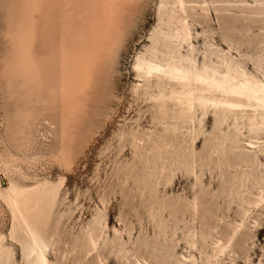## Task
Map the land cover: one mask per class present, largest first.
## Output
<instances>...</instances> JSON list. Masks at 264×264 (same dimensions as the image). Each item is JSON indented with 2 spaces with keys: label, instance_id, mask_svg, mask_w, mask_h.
<instances>
[{
  "label": "rangeland",
  "instance_id": "rangeland-1",
  "mask_svg": "<svg viewBox=\"0 0 264 264\" xmlns=\"http://www.w3.org/2000/svg\"><path fill=\"white\" fill-rule=\"evenodd\" d=\"M92 1L0 0V264H37L31 240L11 237L9 183L61 179L30 213L50 261L264 264V156L246 145L263 148L264 133L239 135L211 110L200 122V109L192 119L170 99L161 110L171 84L137 67L173 14L193 23L198 57L232 47L244 66H264V0H185V14L176 0H111L97 16ZM195 3L207 9L193 16ZM63 45L103 50L81 74ZM80 74L90 83L76 91Z\"/></svg>",
  "mask_w": 264,
  "mask_h": 264
},
{
  "label": "bare ground",
  "instance_id": "bare-ground-1",
  "mask_svg": "<svg viewBox=\"0 0 264 264\" xmlns=\"http://www.w3.org/2000/svg\"><path fill=\"white\" fill-rule=\"evenodd\" d=\"M109 2L111 3V0L92 1L93 11H96V16L98 12L103 11ZM175 3L179 4L181 11L185 14L187 11L185 0H176ZM198 7L202 11L207 9L206 3L201 6L195 3V5L190 7L193 11V16H195ZM221 7H223L221 4H217L215 9ZM224 8L231 12L245 9L235 6ZM231 15L233 14L225 15V17L230 18L229 16ZM99 18L96 17L97 20ZM192 21H195V19ZM165 25L168 30L160 29L158 35L153 38L149 57L140 56L137 63L138 70L145 75L156 74L158 78L164 79L171 84V91L167 98L164 93L159 96L161 110L165 108L166 101L170 99L175 105H179L182 108V114L188 112L192 119H194L193 116L200 109L202 111L201 122L207 117L208 111L211 110L214 114V121L219 126L231 120L236 125L237 134L239 135L243 133L240 125H244L247 128L249 137L263 134L264 66L262 64H253V69L249 66H244L233 57L232 47L225 52L224 49L214 48L213 45H209V48L203 52L202 56L198 57L192 32L193 23L188 20L187 16L179 18L175 14L169 15ZM220 26L222 30L225 27L231 30V38H233L236 30L233 25L222 23ZM196 33L198 35L199 31ZM223 40L229 43L226 36H224ZM183 44H187L190 53L183 54L181 52ZM98 48H94L95 51L93 49L92 52H88L89 49L85 48L79 52H72L68 51L63 45L61 54H63L64 59L71 57L81 61L79 72L86 73L90 68L92 59L103 50L100 47ZM28 54L30 55V52ZM30 62H32L30 63L31 71L37 66L33 61ZM81 74L71 82L76 91L78 89L79 91L87 89L90 83L89 78ZM64 86L69 88L70 85L65 83ZM177 87H180V89H177ZM257 143L262 142L249 140L246 145L250 148L259 147V152H254L258 160L261 156H264V147L256 146ZM62 182V179L59 182L44 180L27 187H21L16 183L10 182L9 187L3 193L12 215L11 237L21 233L31 240V249L25 250V248L24 252L37 264L58 263L50 261L46 251L40 245L30 213L40 203L44 195L55 198ZM261 192L260 200L264 201V188L261 189ZM196 205L194 202V208ZM3 241V236L0 235V258L7 250Z\"/></svg>",
  "mask_w": 264,
  "mask_h": 264
}]
</instances>
